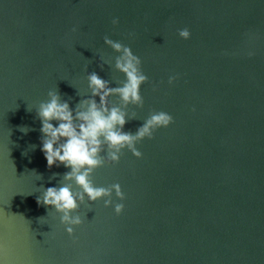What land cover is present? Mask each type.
Listing matches in <instances>:
<instances>
[{
    "label": "water",
    "instance_id": "water-1",
    "mask_svg": "<svg viewBox=\"0 0 264 264\" xmlns=\"http://www.w3.org/2000/svg\"><path fill=\"white\" fill-rule=\"evenodd\" d=\"M105 36L131 46L149 76L143 106L109 97L128 113L124 130L153 110L175 122L137 145L143 159L125 150L110 165L105 145L92 180L121 184L125 211L86 198L73 237L36 202L70 171L48 168L37 107L57 90L75 109L91 96L92 72L123 85ZM0 260L264 264V0H0Z\"/></svg>",
    "mask_w": 264,
    "mask_h": 264
},
{
    "label": "clouds",
    "instance_id": "clouds-1",
    "mask_svg": "<svg viewBox=\"0 0 264 264\" xmlns=\"http://www.w3.org/2000/svg\"><path fill=\"white\" fill-rule=\"evenodd\" d=\"M112 23L119 25V18H114ZM77 31L78 27L74 26L72 32ZM178 35L184 40H190L192 31L184 27L178 30ZM104 42L120 53L116 60V68L126 77L121 87H111L109 81L92 72L88 76L91 96L82 100L75 109L61 98L57 90H50L49 99L40 102L37 107L42 134L40 150L48 168L63 166L70 171L64 174V179L69 183L60 187L45 188L43 195L36 197V202L60 213V223L64 225L68 235L73 237L76 228L84 223V218L74 213L78 212L86 198L92 203L103 200L104 206L114 208L118 216L125 211L126 205L123 201L127 197L121 184L103 187L97 186L92 180L95 171L105 166V158L102 155L105 145L108 148L107 162L110 165L118 164L125 150L130 151L137 159H143L144 154L137 145L146 139H155L157 131L169 128L175 122L174 116L169 112L153 110L135 133L124 130L129 121L128 113L119 106L110 107L109 97L117 94L125 106L129 104L143 106L144 97L141 89L148 83L149 76L143 70L141 57L134 53L131 46L109 36L104 37ZM247 54L254 56L255 52L249 50ZM179 79V74H174L168 77L167 82L172 86ZM31 109L32 107L28 105L27 110ZM192 111H197L195 106ZM30 130L28 126L20 127V131L25 134ZM72 181L81 191H73ZM113 193L121 202L114 201ZM44 218L46 217H41L40 221ZM0 264H4L3 260H0Z\"/></svg>",
    "mask_w": 264,
    "mask_h": 264
}]
</instances>
